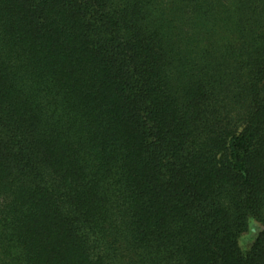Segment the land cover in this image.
I'll use <instances>...</instances> for the list:
<instances>
[{
  "label": "trees",
  "instance_id": "16d2710c",
  "mask_svg": "<svg viewBox=\"0 0 264 264\" xmlns=\"http://www.w3.org/2000/svg\"><path fill=\"white\" fill-rule=\"evenodd\" d=\"M0 264H264V0H0Z\"/></svg>",
  "mask_w": 264,
  "mask_h": 264
},
{
  "label": "rangeland",
  "instance_id": "374dc122",
  "mask_svg": "<svg viewBox=\"0 0 264 264\" xmlns=\"http://www.w3.org/2000/svg\"><path fill=\"white\" fill-rule=\"evenodd\" d=\"M254 233H255V230L253 229L250 233L248 232L242 235V237L239 240V245L241 249L247 250L251 246L253 242Z\"/></svg>",
  "mask_w": 264,
  "mask_h": 264
}]
</instances>
